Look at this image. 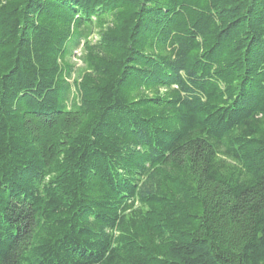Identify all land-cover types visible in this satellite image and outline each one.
I'll return each mask as SVG.
<instances>
[{"label":"trees","instance_id":"16d2710c","mask_svg":"<svg viewBox=\"0 0 264 264\" xmlns=\"http://www.w3.org/2000/svg\"><path fill=\"white\" fill-rule=\"evenodd\" d=\"M0 264H264V0H0Z\"/></svg>","mask_w":264,"mask_h":264},{"label":"rangeland","instance_id":"374dc122","mask_svg":"<svg viewBox=\"0 0 264 264\" xmlns=\"http://www.w3.org/2000/svg\"><path fill=\"white\" fill-rule=\"evenodd\" d=\"M81 56L80 50L75 51L73 58L71 59V63L74 65L75 70L78 72L81 71L82 65L79 61V57Z\"/></svg>","mask_w":264,"mask_h":264}]
</instances>
